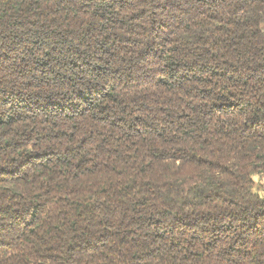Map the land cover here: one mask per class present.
<instances>
[{"label": "trees", "instance_id": "trees-1", "mask_svg": "<svg viewBox=\"0 0 264 264\" xmlns=\"http://www.w3.org/2000/svg\"><path fill=\"white\" fill-rule=\"evenodd\" d=\"M264 0H0V264H264Z\"/></svg>", "mask_w": 264, "mask_h": 264}, {"label": "crops", "instance_id": "crops-1", "mask_svg": "<svg viewBox=\"0 0 264 264\" xmlns=\"http://www.w3.org/2000/svg\"><path fill=\"white\" fill-rule=\"evenodd\" d=\"M263 179H264V176L263 175H257V176L254 177V181L256 183L255 190L261 196L264 197V181H262Z\"/></svg>", "mask_w": 264, "mask_h": 264}, {"label": "rangeland", "instance_id": "rangeland-1", "mask_svg": "<svg viewBox=\"0 0 264 264\" xmlns=\"http://www.w3.org/2000/svg\"><path fill=\"white\" fill-rule=\"evenodd\" d=\"M262 181H264V179Z\"/></svg>", "mask_w": 264, "mask_h": 264}]
</instances>
